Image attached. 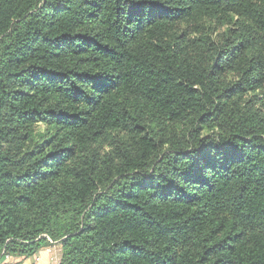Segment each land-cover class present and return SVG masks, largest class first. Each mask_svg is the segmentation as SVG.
Wrapping results in <instances>:
<instances>
[{
  "label": "trees",
  "instance_id": "1",
  "mask_svg": "<svg viewBox=\"0 0 264 264\" xmlns=\"http://www.w3.org/2000/svg\"><path fill=\"white\" fill-rule=\"evenodd\" d=\"M191 8L237 25L187 39ZM260 39L264 0H0V252L46 234L59 264H264V122L195 131L226 67L236 92L264 81ZM187 116L164 147L153 123ZM121 128L131 146L81 157Z\"/></svg>",
  "mask_w": 264,
  "mask_h": 264
},
{
  "label": "rangeland",
  "instance_id": "2",
  "mask_svg": "<svg viewBox=\"0 0 264 264\" xmlns=\"http://www.w3.org/2000/svg\"><path fill=\"white\" fill-rule=\"evenodd\" d=\"M189 23L185 26L180 24L178 26L179 31L188 33L186 35L187 39L192 37H200L207 41L208 45L210 42H215L216 44L220 42L222 35L226 30V26L235 27L237 25L236 17L228 19H218L212 20L211 24L208 22V17L199 8H191L188 11ZM201 17H204L201 19ZM264 49V39L258 40ZM237 79V73L230 67L226 69L219 75L218 85L220 91H224L221 98L217 101L214 111L211 115H208V119L204 122H197L196 125L191 121V117H183L175 120L171 123L164 122L162 127L155 126L153 123V131L156 132L158 139L165 143L173 135L185 136L191 125H195V131L198 133L199 137H209L217 131H221L226 128V121L230 116L232 110L235 112H243L245 115H254L255 119L264 122V81L260 83L257 88L249 89L244 92H236L231 90L230 87L235 84ZM161 128H164L161 130ZM42 133L45 135L47 130H52V127L45 122H37L33 125L31 131ZM130 131L126 129H115L106 131L99 141L92 145V147H86L81 152V157L86 156L92 151L96 153L97 159L105 160L107 158L115 157L117 155L116 149L119 143H123L126 146H131L129 144L128 137ZM118 143V144H116ZM263 227H254V229H262ZM42 237L45 238L46 244L41 246L37 252H46L49 255L50 264H59L61 258V244L59 240H53L49 238L46 234ZM36 252V253H37ZM35 253V254H36ZM2 258L0 259V264L5 260L18 255L7 254L4 250L0 252ZM38 261V257H37ZM32 264H36V262Z\"/></svg>",
  "mask_w": 264,
  "mask_h": 264
},
{
  "label": "crops",
  "instance_id": "3",
  "mask_svg": "<svg viewBox=\"0 0 264 264\" xmlns=\"http://www.w3.org/2000/svg\"><path fill=\"white\" fill-rule=\"evenodd\" d=\"M35 261H37L36 264H50L49 255H47L46 252L44 253L42 251L37 252L36 254L31 256H14L9 260H5L1 264H32Z\"/></svg>",
  "mask_w": 264,
  "mask_h": 264
}]
</instances>
